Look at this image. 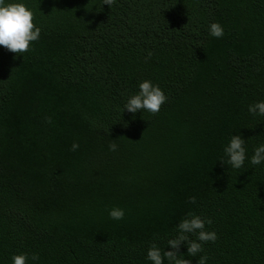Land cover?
Wrapping results in <instances>:
<instances>
[{
  "label": "trees",
  "instance_id": "16d2710c",
  "mask_svg": "<svg viewBox=\"0 0 264 264\" xmlns=\"http://www.w3.org/2000/svg\"><path fill=\"white\" fill-rule=\"evenodd\" d=\"M25 2L40 39L0 47V264H149L189 212L218 236L208 264H264V164L220 163L232 135L249 157L264 143L247 111L264 100V0ZM143 80L167 102L122 112Z\"/></svg>",
  "mask_w": 264,
  "mask_h": 264
},
{
  "label": "clouds",
  "instance_id": "9594fccd",
  "mask_svg": "<svg viewBox=\"0 0 264 264\" xmlns=\"http://www.w3.org/2000/svg\"><path fill=\"white\" fill-rule=\"evenodd\" d=\"M114 0H104V5H111ZM41 28L34 23V13L25 0H0V47L10 53L24 54L31 51L33 42L40 39ZM209 36L220 39L224 36V28L218 22L208 26ZM138 91V92H137ZM167 96L158 84L151 80H143L138 84L136 93L129 95L123 104L122 112L127 111L135 115L141 111L156 115L163 104L167 102ZM247 111L254 117H264V100L249 104ZM79 148L77 143L71 146L72 151ZM109 151H116L117 145L110 143ZM221 164L230 166L233 170L241 169L246 159L251 165L264 164V143L258 144L249 157L245 148V140L240 135H232L223 147ZM190 204L196 203L195 197H190ZM108 216L114 221L124 219L123 208L112 207ZM212 220L204 218L193 212H189L175 226L174 235L168 237L161 243L153 242L147 248L146 260L149 264H191V259L197 258L196 264H208L209 257L204 252V245L214 244L218 236L215 231H210L206 225L211 226ZM186 249L185 254H180L181 247ZM165 249H168L167 251ZM31 260L38 261L39 257L32 254ZM29 256L21 253L11 257V264H28Z\"/></svg>",
  "mask_w": 264,
  "mask_h": 264
}]
</instances>
